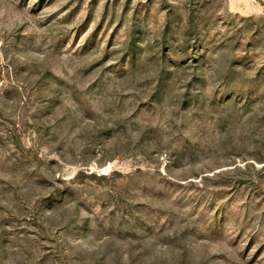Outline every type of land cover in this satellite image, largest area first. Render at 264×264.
Listing matches in <instances>:
<instances>
[{"label": "rangeland", "instance_id": "1", "mask_svg": "<svg viewBox=\"0 0 264 264\" xmlns=\"http://www.w3.org/2000/svg\"><path fill=\"white\" fill-rule=\"evenodd\" d=\"M0 264H264V0H0Z\"/></svg>", "mask_w": 264, "mask_h": 264}]
</instances>
